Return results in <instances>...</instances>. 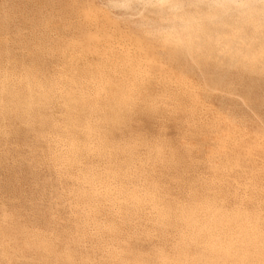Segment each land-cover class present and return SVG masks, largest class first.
I'll list each match as a JSON object with an SVG mask.
<instances>
[{"label": "rangeland", "instance_id": "1", "mask_svg": "<svg viewBox=\"0 0 264 264\" xmlns=\"http://www.w3.org/2000/svg\"><path fill=\"white\" fill-rule=\"evenodd\" d=\"M65 8L61 0H9L0 16L5 98L18 102L14 118L45 136L51 156L37 176L27 167L5 176L20 204L5 200L0 215L32 246L14 255L16 245L5 241L6 258L264 264L259 123L241 127L232 110L261 115L264 76L259 63L244 67L236 27L214 21L194 44L181 45L190 33L160 36L165 29L122 8L112 9L125 18L115 29L93 16L84 32L68 31ZM162 45L175 49L173 59L155 54ZM153 76L204 112L201 134L178 166L114 154L103 135L104 117ZM206 90L217 99L230 93L228 105L205 104ZM145 130L155 132L148 122Z\"/></svg>", "mask_w": 264, "mask_h": 264}, {"label": "clouds", "instance_id": "2", "mask_svg": "<svg viewBox=\"0 0 264 264\" xmlns=\"http://www.w3.org/2000/svg\"><path fill=\"white\" fill-rule=\"evenodd\" d=\"M66 6L63 24L66 30L84 32L87 21L95 16L109 22L113 29L124 17H114L112 9L130 10L138 19L150 18L166 31L158 35H185L181 45L194 44L198 35L220 21L222 26H235L241 43L246 48L242 63L246 69L260 65L264 76V0H61ZM9 11V0H0V16ZM194 24L189 28V24ZM155 54L164 59H173L175 49L160 46ZM230 93L221 94L217 99L212 90H206L204 103L228 105ZM247 107V106H246ZM18 102L5 98V90L0 84V205L5 200L11 205L20 204L12 180L5 176L25 167L30 174L37 176L51 159L43 144L45 136L31 123L14 118ZM236 112L234 122L241 127L260 128V146L264 150V110L259 117L249 109L247 112L233 107ZM204 112L198 105L186 101L172 89L161 85L155 76L141 80L135 94L117 105L102 121L103 135L108 150L117 155L132 156L153 168L157 166H178L183 161V153L191 140L201 134ZM152 125L155 132L148 133L145 123ZM174 129L175 135H168ZM75 159V154H72ZM72 178V177H69ZM18 182V181H17ZM81 195L88 193L81 191ZM21 205L18 211H25ZM11 217L0 215V264H84L71 259L50 261L46 259H8L6 244L16 245L11 251L18 254L30 251L32 246L24 239L26 233L19 230ZM90 264H109L97 261ZM121 264H164L159 259L142 261H123Z\"/></svg>", "mask_w": 264, "mask_h": 264}, {"label": "bare ground", "instance_id": "3", "mask_svg": "<svg viewBox=\"0 0 264 264\" xmlns=\"http://www.w3.org/2000/svg\"><path fill=\"white\" fill-rule=\"evenodd\" d=\"M191 28H192V27H191ZM201 37H202V36H201ZM202 38H203V37H202ZM202 38H201V39H202ZM202 40H204V39H202ZM211 47H212V46H211ZM72 49H73V48H72ZM4 78H5V77H4ZM61 78H62V77H61ZM17 95H18V94H17ZM64 164H65V163H64ZM185 223H186V222H185ZM194 224H195V223H194ZM229 238H230V237H229ZM205 249H206V248H205ZM199 264H200V263H199Z\"/></svg>", "mask_w": 264, "mask_h": 264}]
</instances>
